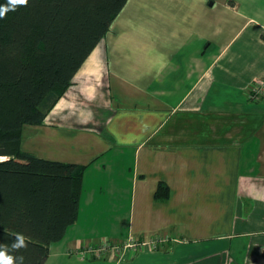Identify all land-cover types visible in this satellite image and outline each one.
Returning a JSON list of instances; mask_svg holds the SVG:
<instances>
[{
  "label": "crops",
  "instance_id": "0c3cea01",
  "mask_svg": "<svg viewBox=\"0 0 264 264\" xmlns=\"http://www.w3.org/2000/svg\"><path fill=\"white\" fill-rule=\"evenodd\" d=\"M264 0H128L22 147L87 165L45 264H264ZM160 183L170 189L155 198ZM164 239L116 255L110 241Z\"/></svg>",
  "mask_w": 264,
  "mask_h": 264
},
{
  "label": "trees",
  "instance_id": "16d2710c",
  "mask_svg": "<svg viewBox=\"0 0 264 264\" xmlns=\"http://www.w3.org/2000/svg\"><path fill=\"white\" fill-rule=\"evenodd\" d=\"M127 2L29 0L0 19V243L24 234L25 264H45L76 223L88 166L25 151L24 129L44 123ZM169 196L160 183L155 198Z\"/></svg>",
  "mask_w": 264,
  "mask_h": 264
},
{
  "label": "clouds",
  "instance_id": "9594fccd",
  "mask_svg": "<svg viewBox=\"0 0 264 264\" xmlns=\"http://www.w3.org/2000/svg\"><path fill=\"white\" fill-rule=\"evenodd\" d=\"M29 0H7L6 5H0V19L6 18L9 12L17 11L19 7H27ZM4 157H0V163L5 162ZM30 241L22 233H17L10 245L0 243V264H25L23 255L29 248Z\"/></svg>",
  "mask_w": 264,
  "mask_h": 264
},
{
  "label": "built area",
  "instance_id": "2783aa9c",
  "mask_svg": "<svg viewBox=\"0 0 264 264\" xmlns=\"http://www.w3.org/2000/svg\"><path fill=\"white\" fill-rule=\"evenodd\" d=\"M264 97V78L259 79L255 82L253 85L251 92H250V98L252 99H260ZM164 239L155 238L150 240H140L138 238H130L128 241L122 244L118 243H112L110 241L102 244L99 247H84L83 250L79 252V254L82 257L88 256L90 253H100V254H106L107 252L111 251L112 253L116 255H122L125 251L128 250H137L140 247H144L145 245H151L152 248L157 249L164 243Z\"/></svg>",
  "mask_w": 264,
  "mask_h": 264
}]
</instances>
